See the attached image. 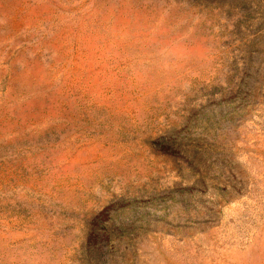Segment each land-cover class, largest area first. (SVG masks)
I'll list each match as a JSON object with an SVG mask.
<instances>
[{"label":"rangeland","instance_id":"374dc122","mask_svg":"<svg viewBox=\"0 0 264 264\" xmlns=\"http://www.w3.org/2000/svg\"><path fill=\"white\" fill-rule=\"evenodd\" d=\"M0 264H264V0H0Z\"/></svg>","mask_w":264,"mask_h":264}]
</instances>
